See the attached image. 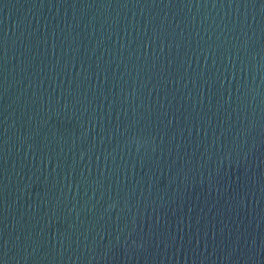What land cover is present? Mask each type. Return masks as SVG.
<instances>
[{"label": "water", "instance_id": "obj_1", "mask_svg": "<svg viewBox=\"0 0 264 264\" xmlns=\"http://www.w3.org/2000/svg\"><path fill=\"white\" fill-rule=\"evenodd\" d=\"M0 264H264V0H0Z\"/></svg>", "mask_w": 264, "mask_h": 264}]
</instances>
